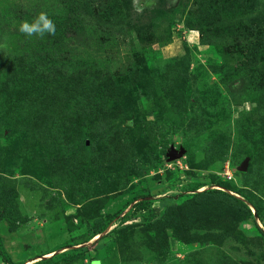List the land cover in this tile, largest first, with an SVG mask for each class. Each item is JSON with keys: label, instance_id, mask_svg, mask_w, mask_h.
Returning <instances> with one entry per match:
<instances>
[{"label": "rangeland", "instance_id": "obj_1", "mask_svg": "<svg viewBox=\"0 0 264 264\" xmlns=\"http://www.w3.org/2000/svg\"><path fill=\"white\" fill-rule=\"evenodd\" d=\"M0 264H264V0H0Z\"/></svg>", "mask_w": 264, "mask_h": 264}, {"label": "clouds", "instance_id": "obj_2", "mask_svg": "<svg viewBox=\"0 0 264 264\" xmlns=\"http://www.w3.org/2000/svg\"><path fill=\"white\" fill-rule=\"evenodd\" d=\"M18 31L29 38L41 37L45 34L54 35L56 24L47 12L41 11L30 19L22 20L18 25Z\"/></svg>", "mask_w": 264, "mask_h": 264}, {"label": "water", "instance_id": "obj_3", "mask_svg": "<svg viewBox=\"0 0 264 264\" xmlns=\"http://www.w3.org/2000/svg\"><path fill=\"white\" fill-rule=\"evenodd\" d=\"M184 154V149L183 148H180L179 150H176L174 147H171L169 153H168V156H169V159L170 160H173V159H176V158H179V157H182ZM246 162H244L242 164V166H240V169L241 170H245L246 169Z\"/></svg>", "mask_w": 264, "mask_h": 264}, {"label": "trees", "instance_id": "obj_4", "mask_svg": "<svg viewBox=\"0 0 264 264\" xmlns=\"http://www.w3.org/2000/svg\"><path fill=\"white\" fill-rule=\"evenodd\" d=\"M86 148L89 149V146L86 145ZM229 197H230L231 199H233V200H236V198H234L233 196H229ZM104 229H105V228H101L100 230H99V229H98V230H95V231H94V235H95V234H98V233H100V232H102V231H104Z\"/></svg>", "mask_w": 264, "mask_h": 264}]
</instances>
